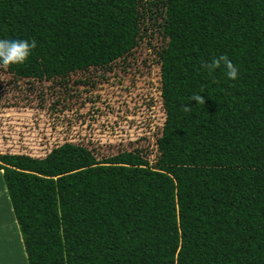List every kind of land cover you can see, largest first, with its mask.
Returning a JSON list of instances; mask_svg holds the SVG:
<instances>
[{
    "label": "trees",
    "instance_id": "obj_1",
    "mask_svg": "<svg viewBox=\"0 0 264 264\" xmlns=\"http://www.w3.org/2000/svg\"><path fill=\"white\" fill-rule=\"evenodd\" d=\"M128 3L0 0V38L36 41L2 74L49 80L107 64L124 46L110 29L119 11L153 21L137 38L160 65L153 163L131 143L0 152L27 263L264 264V0H146L138 14ZM220 55L237 79L202 67Z\"/></svg>",
    "mask_w": 264,
    "mask_h": 264
},
{
    "label": "rangeland",
    "instance_id": "obj_2",
    "mask_svg": "<svg viewBox=\"0 0 264 264\" xmlns=\"http://www.w3.org/2000/svg\"><path fill=\"white\" fill-rule=\"evenodd\" d=\"M131 1L127 9L132 14H138L136 9L140 12L146 2ZM125 14L129 13L119 11L124 23L110 26L114 29L112 37L121 38L124 46L114 47L107 64L49 80L0 73V152L43 157L52 148L73 142L94 146L100 154H106L131 143L154 162V142L164 120L160 65L152 42L137 38L154 26L146 18L128 21ZM15 226L0 174V257L11 251L13 256L7 264H15L14 258L27 264L22 243L20 250L19 246L15 250L17 243L12 245V240L4 245L6 237L13 236L19 244Z\"/></svg>",
    "mask_w": 264,
    "mask_h": 264
},
{
    "label": "clouds",
    "instance_id": "obj_3",
    "mask_svg": "<svg viewBox=\"0 0 264 264\" xmlns=\"http://www.w3.org/2000/svg\"><path fill=\"white\" fill-rule=\"evenodd\" d=\"M35 47V40L0 38V67L7 68L10 65L23 64L30 57ZM202 67L207 70L210 76L217 68H222L228 79L235 80L238 77L239 69L227 55L213 57L210 63L204 64ZM192 99L196 100L197 104L204 103V98L200 94H194ZM185 110L188 108L185 107Z\"/></svg>",
    "mask_w": 264,
    "mask_h": 264
},
{
    "label": "crops",
    "instance_id": "obj_4",
    "mask_svg": "<svg viewBox=\"0 0 264 264\" xmlns=\"http://www.w3.org/2000/svg\"><path fill=\"white\" fill-rule=\"evenodd\" d=\"M2 172L0 171V174H1ZM16 222V221H15ZM17 226V225H16ZM16 226H15V229H16ZM16 233L18 234L17 235V237L16 238H18L19 239V244H18V242L17 241H15L14 239H12V238H10V237H6V242H5V247H7L8 245H10V243H11V240H12V245H14V244H16L17 243V247H15V250L17 249L18 250V246H19V250L21 249L20 248V243H22V241H21V238H20V236H19V231H18V228L16 229ZM1 247L3 248V243H1ZM22 248H23V244H22ZM23 251H24V248H23ZM12 252L11 251H8V252H5V255L4 256H1L0 257V263L2 264V263H5V264H7L8 262L7 261H9L8 259H10V258H12V256H13V253L11 254ZM10 254H11V256H10ZM6 255H9L10 257L8 258L7 257V259H5V256ZM22 256V255H21ZM23 256H24V258L26 259V254H25V252H23ZM6 261V262H5ZM14 261H15V264H21V261L19 262L18 260H16L15 258H14ZM13 261V262H14ZM26 262H27V259L25 260ZM28 264V263H27Z\"/></svg>",
    "mask_w": 264,
    "mask_h": 264
}]
</instances>
